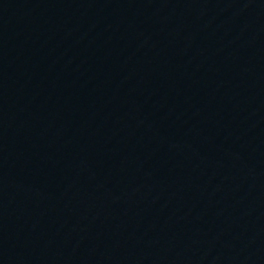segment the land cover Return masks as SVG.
I'll list each match as a JSON object with an SVG mask.
<instances>
[{
  "label": "water",
  "instance_id": "95a60500",
  "mask_svg": "<svg viewBox=\"0 0 264 264\" xmlns=\"http://www.w3.org/2000/svg\"><path fill=\"white\" fill-rule=\"evenodd\" d=\"M0 264H264V0H0Z\"/></svg>",
  "mask_w": 264,
  "mask_h": 264
}]
</instances>
